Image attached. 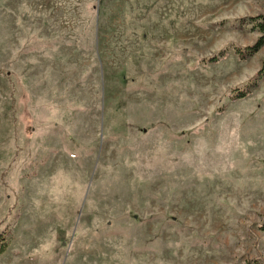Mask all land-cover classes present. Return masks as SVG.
Listing matches in <instances>:
<instances>
[{"label": "rangeland", "instance_id": "rangeland-1", "mask_svg": "<svg viewBox=\"0 0 264 264\" xmlns=\"http://www.w3.org/2000/svg\"><path fill=\"white\" fill-rule=\"evenodd\" d=\"M261 18L0 0V264H264Z\"/></svg>", "mask_w": 264, "mask_h": 264}, {"label": "trees", "instance_id": "trees-1", "mask_svg": "<svg viewBox=\"0 0 264 264\" xmlns=\"http://www.w3.org/2000/svg\"><path fill=\"white\" fill-rule=\"evenodd\" d=\"M259 22L257 24H255V28L256 30L262 35L259 40L257 41V43L252 46V47H247V48H235L234 51L236 53V55L241 58V59H245L248 57H252L255 53H257L261 47L264 46V18H261L260 20H258ZM212 61H215L214 59H212ZM260 74H258L255 78H253V80L251 82H256L259 80V76ZM243 97V96H240ZM3 247H0V253L3 252Z\"/></svg>", "mask_w": 264, "mask_h": 264}]
</instances>
